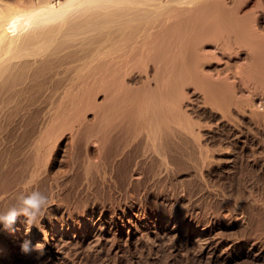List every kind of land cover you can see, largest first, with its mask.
I'll return each instance as SVG.
<instances>
[{
	"label": "bare ground",
	"instance_id": "1",
	"mask_svg": "<svg viewBox=\"0 0 264 264\" xmlns=\"http://www.w3.org/2000/svg\"><path fill=\"white\" fill-rule=\"evenodd\" d=\"M255 1L0 0V113L36 115L20 142H0V212L21 193L49 198L39 230L26 232L22 216L14 232L0 226V264L35 259L21 254L24 239L42 244L38 264L144 257L167 243L198 248L209 262L263 259L259 243L226 238L213 217L179 215L171 201L144 196L179 162L215 164L216 148L231 165L229 147L252 145L253 128L264 125V16L253 14ZM66 134L67 169L53 175Z\"/></svg>",
	"mask_w": 264,
	"mask_h": 264
},
{
	"label": "rangeland",
	"instance_id": "2",
	"mask_svg": "<svg viewBox=\"0 0 264 264\" xmlns=\"http://www.w3.org/2000/svg\"><path fill=\"white\" fill-rule=\"evenodd\" d=\"M256 1L258 2L259 0H256ZM256 1L254 2L253 6L255 7V4H256V8L257 9L261 8L264 12V8H262V6L264 7V0H260V2H258V3ZM254 7L251 8V10H253V12H254L253 14L254 15H255V13H257V15L261 14L259 16H261L263 18L264 13L261 12L262 10H260V13H259V10H254V9H256ZM262 14H263V16H262ZM263 23H264V18H263ZM0 112H2V111H0ZM8 113L10 115H12V114L14 115V116L13 115L11 116V118L13 117L12 118L13 120L10 119ZM21 113H22V115H21ZM3 114H5V115H3ZM3 114L0 113V118H1L0 122L1 123L7 122V125H5V123H4V125L2 124V126H5L3 129L4 133L1 131V128H0V135H1V133H3V135L0 136V138H1L0 142H4V140H6L4 142V144L7 142V145H9L11 142L13 143L15 138H16V140H18L19 137L23 136V132L21 131V128H22V130L25 131V129L28 128L29 125L31 126L32 124H30V122L32 123V121H30V120L32 118H33L32 119L33 123L36 122V117H34L36 115L31 114V113L29 114V113L24 112V111H22V112L19 111L20 116L17 115L18 112L16 113L15 111L12 112V114H11V112H4ZM6 114H8V116H6ZM23 114H24V116H23ZM1 115H3L4 117H1ZM5 116H6V118H5ZM21 116H23L24 118L23 117L21 118ZM28 116L30 117V120H29V118H26ZM86 116H87V120L93 121L92 120L93 119V112L91 110L86 113ZM2 118H4V119H2ZM15 119H16V121H15ZM17 119H19V120H17ZM26 119L29 121H27ZM34 119H35V122H34ZM7 120H9L11 122V123L9 122L11 125L8 123ZM20 120H22L23 122ZM24 120H26L27 122ZM12 122H14L15 124ZM17 122L20 123V124H18L19 126H17ZM26 123H27V125H26ZM12 124L15 125V127H17V128L12 126ZM22 124H23V126H22ZM9 126H10V128H9ZM247 126H249V125H247ZM261 126L260 127L257 126V128L256 127L253 128V129L257 130L256 132H255V130L252 129L253 130L252 133H255L253 136L255 139L253 140L254 142L252 143V145L254 144V147H256V148H254L251 144H250V146L245 145L243 142H239L236 145H233V144L231 145L228 142L225 143V141L219 140L220 142L218 143L219 145H217V147L220 145H223L224 147L231 145L229 147V151L231 153H234L235 158H236L234 160L235 162L230 163L231 165H229V163H227L225 158L220 159L222 154L219 153V151H217V150H219L220 147L216 148L217 150L215 149L216 152L214 151L215 152L214 153L215 164L210 165L211 167L207 166V168H210L209 170L207 168L205 170H204V168L200 169L201 167L198 166V164H196L193 161V159L190 160L191 163H190V161H188L189 159L187 161L184 160L183 164L181 162H179V165H175L174 166L175 169L172 170L173 172L172 171L169 172L167 174V175L170 174L169 176L165 175L162 178V180L159 182L160 184L159 183L154 184V186H156V187L150 186L152 190L149 189L150 191H146L147 193L146 192L144 193V196L146 195L145 198H148L149 200H153V201H157V202H165V203L169 200L173 204V210L179 215L185 214L186 211L188 212V214L193 212L191 215H193L196 219H199L202 221L211 219V217H213V220L215 219L214 221L217 224L222 225L223 231L225 230L224 231L225 234L224 233L223 234L226 238L229 237V239L233 238V239L238 240L239 238L244 239V237L245 238L248 237L251 240V242L255 241L257 244L259 243L258 245H260L264 249V153H263L264 150H262V149H264L263 148L264 147V142H263L264 141V129H263L264 125L262 127ZM6 127L8 128L7 129L8 131L6 130ZM258 127H259V129H258ZM12 130L14 132L17 131L19 133H17V132L13 133ZM5 131H7V132H5ZM10 131L13 133V135ZM9 132L11 133V135H9L10 134ZM256 133H257V135H256ZM4 134L6 135V137H7V135H9L10 138H8L9 137L8 136L7 137L8 139L7 138L5 139ZM16 134L17 135L19 134L18 135L19 137ZM66 135L59 141L60 144L58 143V145H57V153L55 154L56 156L53 157L54 160H53V164L51 166V174L53 173V175H57L58 172L61 173V174L58 173L59 175H63L65 173V170L67 169V163H68L67 159L69 158L68 157L69 153L67 155V152H70V149L68 147L70 135L69 134H66ZM258 135L260 136L261 140L263 139L262 141L259 139ZM9 139H11V140H9ZM16 140L14 141L16 143L21 141V140H19V141H16ZM257 140H258V142H257ZM1 144L2 143H0V145ZM234 147H236V148H234ZM235 149H236V152H235ZM249 150H250V152L252 150H254V153H253V151L250 153ZM256 151H257V154H256ZM218 154H220V155H218ZM248 154H249V156H248ZM224 157H226V156H224ZM216 158L217 159L219 158L218 163H217L218 160ZM220 160H221V162H220ZM192 162H194L197 167H195ZM64 165H66V166H64ZM191 165H193V166H191ZM226 167H228V168H226ZM230 167H231V169H229ZM195 168H199L200 169V170L198 169L199 172L196 171ZM62 170H64V171H62ZM201 170H203V172H201ZM167 181H169V182H167ZM164 182H165V184H163ZM200 184H202V185H200ZM205 185L207 186V188L205 187ZM206 190H207V193L209 192L208 194H206V192H205ZM209 190L210 191L212 190V192H210ZM188 201H190V202H188ZM198 203L200 204V206H198L199 205ZM205 203L208 207H206V205L204 207L201 206V205H204ZM211 206L213 209L211 208ZM201 207H203V209ZM182 208H183V210H182ZM214 208H216V209H214ZM204 209H206L205 212L203 211ZM181 210H182V212H181ZM209 210H211V211H209ZM220 210H221V212H217ZM195 211L198 213V215ZM208 211L210 212V214L208 213ZM180 213H182V214H180ZM213 213L215 215H213ZM206 214H207V217H206ZM201 215H202V217H200ZM248 234H249V236H248ZM241 236L243 238H241ZM260 241H262L263 244L260 243ZM165 247H167V249ZM169 248H171V249H169ZM161 249L157 248V249L151 250L152 252L156 253V254L153 253L154 255L152 254L151 251H150V254H148L149 251L145 252L146 257H145V255H144V257H143V255H140L139 257L138 256H133V257L129 256V258H128L127 256H125L124 258H117V259H114L115 257H109V258L106 257V259H105V257L103 258V257H97L96 256L97 258L101 259L100 262H99V259H97L95 256H93V257L96 260H94L93 257L89 256L90 257L89 258L88 255H86V256H84L86 259L84 257H82L78 261L77 260L72 261L73 260L72 258H68L67 264H113L114 263V261H112L113 259L115 260L116 264H120V263L121 264L122 263L123 264H130V263L131 264H134V263L135 264H142V263L143 264H149V263H151V264H159V263L160 264L161 263L162 264H180V263H182V264L183 263L184 264H257V262L259 264H264V261H263L264 257H263V259L256 260V259H252V258L250 259L246 255H242V256L234 257L232 259H227V257H225V256L228 255L229 250H225L226 252L222 253L225 258L220 257V259L215 260L216 262L215 261L209 262L204 257H202L200 255V253H199L200 251L198 248L193 249V251L192 250L186 251V248H182V247L179 248L177 245H174L173 243H167L166 246H164L163 248L161 247ZM170 250H171V252H170ZM163 251H165V253H167V254H165ZM178 251H180V252H178ZM181 252H183V253H181ZM184 252L185 253L187 252V254H184ZM160 253H162V254H160ZM149 255L150 256L153 255V256L150 257ZM155 255H157V256H155ZM160 255H162V256H160ZM187 256H189V257H187ZM107 258H108V260H107ZM146 258H147V260H146ZM153 260L156 263H154ZM96 261L99 263H97ZM133 261H134V263H133ZM179 261H182V262H179ZM251 261H253V263ZM21 264H38V262H37V260L35 261L34 258H29V259H25Z\"/></svg>",
	"mask_w": 264,
	"mask_h": 264
},
{
	"label": "clouds",
	"instance_id": "3",
	"mask_svg": "<svg viewBox=\"0 0 264 264\" xmlns=\"http://www.w3.org/2000/svg\"><path fill=\"white\" fill-rule=\"evenodd\" d=\"M17 205L9 207L6 211L0 212V226L4 231L14 232L19 217H24L22 223L26 232L35 226L40 228V220L49 207V198L39 190L28 193H21L17 197ZM21 254L30 256L36 253L35 259L41 260L44 256V249L40 242L33 243L30 239H24L19 245Z\"/></svg>",
	"mask_w": 264,
	"mask_h": 264
}]
</instances>
